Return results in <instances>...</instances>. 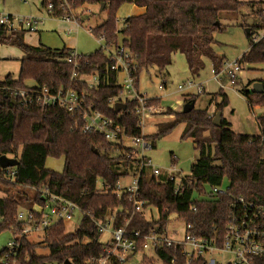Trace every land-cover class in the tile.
Masks as SVG:
<instances>
[{
	"label": "trees",
	"instance_id": "obj_1",
	"mask_svg": "<svg viewBox=\"0 0 264 264\" xmlns=\"http://www.w3.org/2000/svg\"><path fill=\"white\" fill-rule=\"evenodd\" d=\"M134 1L40 0V5L47 8L52 4L47 12L54 17L68 15L77 7L92 16L94 12L84 6H99L103 2L106 18L93 26L92 31L95 35L102 33L106 46L120 42L130 52L134 64L130 71L138 89L140 72L150 67L158 72L165 70L175 52L184 56L192 76L200 74L205 61L217 72L224 62V57L213 49L215 32L224 28L219 21L221 12L237 11L245 3H257V15H260L264 4V0H137L136 5L143 11L124 17L122 27L118 28L116 10L121 4ZM82 20L80 16V22ZM263 27L264 20H261L251 26L250 32H245L248 47L236 59L240 64L264 63V34L253 40V35ZM25 32L0 25V47H15L23 54L19 58L18 76L13 78L7 74L0 80V156L18 160L16 166L9 167L15 171L12 179L5 175L6 169L0 168V191L4 193L0 196V233L8 230L17 240L21 238L16 264H66L67 261L98 264L99 258L106 256L109 241L99 240L101 232L96 221L104 225L108 219L113 227L127 220L134 226L140 236L136 238L137 249L133 254L143 252L141 264H206L203 256L188 262L182 246L165 242L154 244L148 254L142 248L143 236L152 231L164 235L169 215L174 214L175 219L191 224L188 231L192 235L211 239L221 214L236 198L264 204V115L256 118L257 134L234 133L222 117L228 96L219 88L210 94L212 98L207 103L214 102L216 112H221L219 126L213 125L207 105L193 107L186 113L165 107L162 114L173 117L158 123L153 133L143 135L136 100H125L124 108L118 111L107 103L109 96L120 93V87L116 83V71L110 68L109 56L101 47L88 54L79 53L73 60L74 67L72 61H67L71 48L27 44ZM73 72L80 76L95 75L97 85L87 87L85 82L72 76ZM28 80L49 88L74 85L77 90L83 89L94 108L119 126L120 137H142L150 143V148L183 124L179 138L191 139L198 158L191 163L189 173L181 178V191L174 192L175 183L165 170L153 174L149 164L140 165L141 161L145 163L150 159L149 156L140 159L136 149L125 147L121 141L111 142L101 134L82 131L78 114L61 107L20 104L11 89L26 86ZM256 81L263 83L261 93L242 91L249 107L264 105V79ZM252 82L254 80L249 83ZM197 97V93L189 94L184 101ZM216 97L218 101L214 100ZM159 103V98H149L146 102L147 105ZM47 157H62V169L46 167ZM135 176H138L135 198L143 201L140 212L133 210L130 192L125 189L116 192L121 179ZM224 178L227 186L223 193L216 195L206 191V185L220 186ZM44 190L75 202L83 214L73 232H66L65 224L59 221L43 231L40 241L34 242L26 236L20 237L21 224L15 216L20 207L31 209L35 204H43ZM148 207L156 209V218L152 214L149 219L144 215L143 210ZM37 247H47L48 251L37 254ZM3 252L4 246L0 249V258ZM130 256L124 261L111 259L107 264H123Z\"/></svg>",
	"mask_w": 264,
	"mask_h": 264
},
{
	"label": "built area",
	"instance_id": "obj_2",
	"mask_svg": "<svg viewBox=\"0 0 264 264\" xmlns=\"http://www.w3.org/2000/svg\"><path fill=\"white\" fill-rule=\"evenodd\" d=\"M52 8V4L47 5V10ZM82 12V9H79ZM261 20H264V6L261 10ZM62 20L74 23L75 27L79 26L80 15L78 13H71L60 16ZM41 22L34 17H19L18 15H11L0 13V25L6 29H24L26 31H35L38 23ZM71 29L68 28L67 32ZM89 35L93 36L100 43V47L108 54L110 61V68L116 71V83L120 87V93L117 96H109L107 103L115 105V103H124L125 100H136V114L139 116V123L141 126L142 118L150 116L155 112L154 105H147L149 98L145 93L139 91L135 87V76L132 75L130 68H134L133 60H130V52L118 42L115 46H106L102 33L95 35L92 27H88ZM264 34V27L261 34H254L253 40L256 41ZM79 53L71 52L68 62H73L76 67V62L73 61ZM242 64L237 60L232 62H223L221 68L217 72H213V78L218 85L223 87L221 79L224 78L227 83L233 84L237 78L241 76ZM75 79L85 82L87 87L91 88L97 85V77L93 74L80 76L72 73ZM74 85L66 87L49 88L46 86H39L32 82L31 85H26L22 88H13L15 98L24 106L34 105L40 108L44 107H61L67 112L78 114L82 120L81 130L84 132H94L103 135V137L111 142H119L123 138L119 136V126L115 124L112 118L104 116L94 108V104L90 102L86 96L85 91L77 90ZM158 88H162L159 85ZM194 88L193 93H201L203 87L201 83H194L193 80H186L182 84L177 85V90H185ZM189 93V94H193ZM158 108V107H157ZM159 109V108H158ZM142 133V130H141ZM120 137V138H119ZM134 146H138V158L142 159L146 150L150 149V143L142 137H129ZM149 164L152 167L153 174H157L161 169L155 167L151 160L148 159L145 163L141 161L140 165ZM6 169L5 175L9 179L15 174L13 169ZM169 178L174 181V192L181 191V178L186 174H181L176 169H165ZM176 172H179L175 175ZM131 178V177H130ZM132 184L125 186L123 189L130 192L133 199V210L140 212L143 208V201L135 198L137 193L138 176L132 177ZM225 188L219 186L211 187L210 192L213 194H220L224 192ZM118 190V189H117ZM116 190V192H118ZM46 195L43 204H35L31 209L20 207L17 210L15 220L21 224L20 237L29 234L43 231L55 223L61 221L66 222L74 218L78 212L83 214L80 207L72 201L66 200L58 195L49 193L47 190L43 191ZM119 193V192H118ZM191 210H195L192 205L189 206ZM221 219V227L218 235L216 230L211 239H205L192 235L188 229L191 224H185V234L183 239H174L164 235H158L154 231L148 235L143 236L142 248L148 251L154 244L165 242L166 245H180L182 246L183 254L188 262L195 260L199 256L217 252L222 256H226L225 261L218 263L212 258L206 259V264H264V204L246 201L242 197H238L227 205V209L223 211L219 220ZM218 220V223H219ZM111 222V219H110ZM107 224H101L96 221L101 233L108 232L110 237L109 246L106 249V256L99 258L98 264H107L111 259L124 261L125 257L133 254L137 249V241L140 235L135 230L134 226L127 220L123 225L113 227ZM21 238L16 239L11 235L10 240L4 246V252L0 258L2 264H16L17 258L21 249Z\"/></svg>",
	"mask_w": 264,
	"mask_h": 264
},
{
	"label": "rangeland",
	"instance_id": "obj_3",
	"mask_svg": "<svg viewBox=\"0 0 264 264\" xmlns=\"http://www.w3.org/2000/svg\"><path fill=\"white\" fill-rule=\"evenodd\" d=\"M254 1L257 0H243ZM85 8H91L94 14L91 16L88 11L79 12V7L73 8V13H78L81 18L85 15L88 19L83 18L79 22L77 29L74 28L72 23H66L61 17H54L49 15L47 8L40 5V0H0V13L18 15L19 17H34L41 20L38 23L35 31H26L24 34V41L30 45L42 44L51 48H61L66 45H72L77 53L88 54L100 47V43L96 38L89 35L86 31L88 27H93L100 24L106 18V11L104 6L102 10H99V6L96 4L92 7L84 6ZM259 5L257 3L249 4L245 3L237 11H223L221 12L220 23L224 26L223 29L215 32V43L213 49L219 56L224 57V62H232L240 57V55L247 49L248 40L245 35V29L251 26L257 25L261 22V16L257 15ZM139 8L134 3H123L115 12L117 18V27H122L123 18L128 15L137 14ZM83 16V17H82ZM64 21V23H63ZM72 27H68L70 25ZM71 28L69 32L67 29ZM253 31V29H252ZM262 29L258 30L256 34H261ZM118 41H120V34L118 35ZM65 43V44H64ZM23 56L22 52L15 47H0V80L5 75H10L13 78L18 76L20 67L19 58ZM243 75L241 78H237L233 84L227 83L222 78L221 83L223 87L219 86L217 81L213 78V71L209 61H205V66L198 76H192L187 68V64L184 56L175 52L172 54L171 63L165 70L158 72L154 67L148 68V70H142L138 77L139 91L145 93L147 97H159L161 109H158V105L154 104V114L142 118L141 130L143 135L151 134L155 131L157 124L163 121H167L173 117L162 114L165 107H170L181 111L184 100L188 98L189 93L194 92V88H188L185 90H177V85L182 84L186 80H193L194 83H201L203 91L198 93V97L195 99L194 107L201 108L207 105L208 99L212 98L210 94L216 92L219 88L224 90L228 96V104L222 110V117L230 124L231 129L236 134H250L254 135L259 132L256 118L264 115V105H254L249 107L245 97L243 96V89L249 88L250 81H256L264 79V63L257 64H242ZM164 83V84H163ZM26 85H31L32 81L25 82ZM164 86H163V85ZM162 85V88H158ZM194 94V93H193ZM210 96V97H209ZM215 101L219 100V97L214 98ZM207 111L214 116L216 113L214 102L208 105ZM183 128V124L176 126L169 134L161 137L156 141L155 147L150 148L144 152L149 156L152 164L161 169H176L181 174H188L191 163L198 158V150L194 147L191 139H180V132ZM122 144L125 147L138 149V146H134L129 137H123L121 139ZM46 167L56 171H60L63 165V158L47 157L45 162ZM130 177L121 179L118 184V192L122 191V188L132 184ZM100 187V181H98ZM227 186V180H222L220 188ZM206 191H210V187L205 186ZM4 193L0 191V196ZM145 216L149 219V215L157 216V211L153 207H148L143 210ZM81 214L76 213L74 218L70 221L64 222L65 231L73 232L79 223ZM221 219L218 223L216 234L220 232ZM110 222V219H108ZM166 234L170 238L183 239L185 234V224L181 220H177L174 214L169 215V222L166 226ZM11 232L8 230L0 233V249L6 245L10 240ZM42 238V232H35L28 235V239L34 242L40 241ZM109 239V234L103 232L99 240L106 242ZM47 247H37L35 252L37 254H46ZM150 253V249L148 250ZM143 252H137L129 257V259L123 264H141V255ZM127 256V257H128ZM125 257V258H127ZM206 259L212 258L218 263L225 261L226 256H222L217 252L205 255ZM208 264V262H207Z\"/></svg>",
	"mask_w": 264,
	"mask_h": 264
},
{
	"label": "water",
	"instance_id": "obj_4",
	"mask_svg": "<svg viewBox=\"0 0 264 264\" xmlns=\"http://www.w3.org/2000/svg\"><path fill=\"white\" fill-rule=\"evenodd\" d=\"M104 6V3L101 2L99 5V10L101 11L102 8ZM249 28L245 29V32L248 33ZM246 90L254 92V93H261L263 91V83L260 81H254L251 83L249 88H246ZM14 102V100H12ZM194 107V100L191 101H187L183 103L182 109L181 111L186 113L189 112L190 110H192ZM115 111L120 110L121 108H124V104L123 103H115L114 105ZM220 115L221 112H216L214 114V116L212 117V123L215 126H219L220 125ZM18 163V160L16 158H12V157H8L6 155H1L0 156V168H8V167H14L16 166ZM66 264H70V262H66Z\"/></svg>",
	"mask_w": 264,
	"mask_h": 264
},
{
	"label": "crops",
	"instance_id": "obj_5",
	"mask_svg": "<svg viewBox=\"0 0 264 264\" xmlns=\"http://www.w3.org/2000/svg\"><path fill=\"white\" fill-rule=\"evenodd\" d=\"M132 3H134L135 4V6H137L138 8H139V12L137 13V14H139V13H141L142 11H143V8L142 7H140V6H138V5H136V3H137V0H135L134 2H132ZM263 6H264V4L263 5H261V8H263ZM90 7H92V6H90ZM87 10H89V11H91L92 12V10H91V8H89V9H87ZM84 12V11H83ZM129 16V15H128ZM83 17V16H82ZM83 18H85V19H88V17L85 15ZM124 19V18H123ZM65 21V20H64ZM64 21H63V23H64ZM66 23H72V22H69V21H66ZM73 25H74V23H72ZM70 25V24H69ZM68 27H72L71 25L70 26H68ZM74 28L75 29H77L78 27H75V25H74ZM71 29V28H70ZM37 30V29H36ZM26 33V32H25ZM65 44V43H64ZM65 46L66 47H69V48H71L73 51H76V49L72 46V45H66L65 44ZM77 52V51H76ZM242 75H243V70H242V72H241V76L239 77V78H241L242 77ZM164 84V83H163ZM162 84V85H163ZM164 86V85H163ZM139 89V88H138ZM210 97V96H209ZM151 98H159V97H151ZM160 100V99H159ZM194 103H195V100H194ZM213 102H211L210 103V105L212 104ZM209 105V104H208ZM207 105V106H208ZM158 108L159 109H161V106L160 105H158ZM208 109V108H207ZM174 110V109H173ZM177 110V109H176ZM176 110H174V111H176ZM169 117L171 116V115H168ZM46 162V161H45ZM144 215H145V213H144ZM108 233V232H107ZM102 234V233H101ZM109 234V233H108ZM109 237H110V235H109ZM145 252H149V251H145Z\"/></svg>",
	"mask_w": 264,
	"mask_h": 264
}]
</instances>
